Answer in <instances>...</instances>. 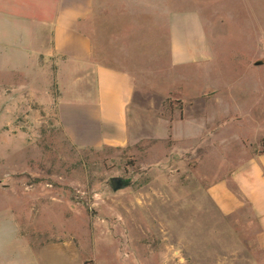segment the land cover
I'll list each match as a JSON object with an SVG mask.
<instances>
[{"label": "rangeland", "instance_id": "rangeland-1", "mask_svg": "<svg viewBox=\"0 0 264 264\" xmlns=\"http://www.w3.org/2000/svg\"><path fill=\"white\" fill-rule=\"evenodd\" d=\"M168 1L201 15L210 53H161L123 146L71 144L52 63L0 50V264H264L247 204L225 216L208 193L264 150V0Z\"/></svg>", "mask_w": 264, "mask_h": 264}, {"label": "crops", "instance_id": "crops-1", "mask_svg": "<svg viewBox=\"0 0 264 264\" xmlns=\"http://www.w3.org/2000/svg\"><path fill=\"white\" fill-rule=\"evenodd\" d=\"M209 47L201 15L173 9L168 0H0V50L52 63L45 67L59 81L58 124L80 148L125 145L137 81L149 79L161 53L179 68L206 60ZM208 193L225 216L247 204L264 249V150Z\"/></svg>", "mask_w": 264, "mask_h": 264}, {"label": "water", "instance_id": "water-1", "mask_svg": "<svg viewBox=\"0 0 264 264\" xmlns=\"http://www.w3.org/2000/svg\"><path fill=\"white\" fill-rule=\"evenodd\" d=\"M110 186L112 190L117 191L119 189L125 188L127 185L121 177H111Z\"/></svg>", "mask_w": 264, "mask_h": 264}, {"label": "trees", "instance_id": "trees-1", "mask_svg": "<svg viewBox=\"0 0 264 264\" xmlns=\"http://www.w3.org/2000/svg\"><path fill=\"white\" fill-rule=\"evenodd\" d=\"M126 183V182H125ZM127 185V184H126Z\"/></svg>", "mask_w": 264, "mask_h": 264}]
</instances>
